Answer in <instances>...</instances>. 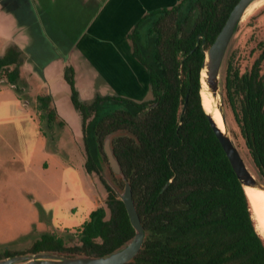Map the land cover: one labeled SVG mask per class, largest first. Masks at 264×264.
Wrapping results in <instances>:
<instances>
[{"label":"trees","instance_id":"obj_1","mask_svg":"<svg viewBox=\"0 0 264 264\" xmlns=\"http://www.w3.org/2000/svg\"><path fill=\"white\" fill-rule=\"evenodd\" d=\"M238 1L181 0L147 13L133 27L128 40L133 57L148 72L151 99L97 94L84 102L73 69L65 68L71 104L81 117L84 167L104 186L105 207L90 213L77 244L67 246L61 236L42 234L26 252L102 257L134 236L123 203L101 175L108 166L105 137L124 131L112 138L111 147L146 231L141 250L126 264H264V239L251 204L209 125L200 95L205 52ZM257 50L244 73L228 62L223 97L264 181V40ZM24 61L15 45L0 56V87L9 84L22 98ZM36 103L47 128L65 126L50 95H38ZM40 131L47 139L41 126ZM109 176L122 190L123 180L112 172ZM26 252L4 251L0 259Z\"/></svg>","mask_w":264,"mask_h":264},{"label":"crops","instance_id":"obj_2","mask_svg":"<svg viewBox=\"0 0 264 264\" xmlns=\"http://www.w3.org/2000/svg\"><path fill=\"white\" fill-rule=\"evenodd\" d=\"M180 1L0 0V56L10 45L24 52L20 79L32 99L31 104L28 100L24 103L22 97L4 93L0 87V178L13 153L9 131L12 117H7L13 112L20 124L30 105L39 118L38 95H50L57 115L68 128L72 120L80 132L81 120L73 111L71 116L69 113L72 104L64 79L66 67L73 69L75 88L84 102L97 94L137 102L149 99L148 72L133 57L128 34L147 13L170 8ZM38 129L42 135L39 120ZM21 145L19 141L15 149L19 157ZM98 206V202L90 204L80 224L55 223L59 227L52 226L55 230L44 234L81 227Z\"/></svg>","mask_w":264,"mask_h":264},{"label":"rangeland","instance_id":"obj_3","mask_svg":"<svg viewBox=\"0 0 264 264\" xmlns=\"http://www.w3.org/2000/svg\"><path fill=\"white\" fill-rule=\"evenodd\" d=\"M263 40L264 0H257L247 9L233 35L220 71L218 94L215 99L211 95L208 99L212 108L224 112L227 133L245 165L259 182L262 179L248 154L233 112L223 97V86L228 62L231 61L240 73L248 71L258 56L257 44ZM262 69L264 71V64ZM1 88L4 93L17 94L9 84H2ZM203 92L204 89L201 95L205 106L207 100ZM21 94L23 102L28 100L31 104L30 95L26 91ZM70 107V116L73 111L80 122V115ZM27 108L28 115L22 116L25 120L20 124L13 112L7 117H12L9 131L13 153L0 178V254L4 251H28L44 232L55 230L52 226L58 228L57 224H80L90 204L98 202V207H105L107 197L98 177L85 170L82 128L79 132L77 124L71 120L69 128L65 124L62 129L50 130L45 123H41L40 115L38 118L33 107L29 105ZM38 120L48 135V142L39 132ZM19 141L22 144L20 157L15 150ZM80 228L54 234L66 240L67 246H72L78 243ZM256 228L262 236L257 224Z\"/></svg>","mask_w":264,"mask_h":264},{"label":"water","instance_id":"obj_4","mask_svg":"<svg viewBox=\"0 0 264 264\" xmlns=\"http://www.w3.org/2000/svg\"><path fill=\"white\" fill-rule=\"evenodd\" d=\"M255 1L257 0H239L237 2V4L230 12L224 26L215 38L214 42L205 52L203 68L200 74V95L202 94V91L204 89V91L211 95L213 99L216 98L219 91L220 71L233 35L237 31L238 25L243 15L251 6V4H253ZM157 104L158 102H156L152 107L157 106ZM218 112L220 113L223 122V131L219 128L217 122L213 119V117L205 111L209 125L220 146L222 147L237 179L240 181L244 191L246 187L264 191V181L262 180L259 182L253 177V175L245 165L237 146L235 145L231 137L228 135L227 122L224 112H221V110H218ZM123 133L124 131H117L105 137L103 141V152L107 159L108 166H104L101 175L106 181V183L118 195L119 200L123 203L128 216L129 223L134 230V236L130 240H128L124 245L114 250L112 253L102 257H68L64 254L57 252H26L6 258H1L0 264H126L131 262L135 258V256L142 248L146 237V231L144 230L139 215L136 211L132 199V191L130 184L125 179L120 164L114 156L111 147L112 138ZM110 172H112L116 176H119L123 180L124 187L122 190L118 189L113 184L109 176ZM167 186L168 183L165 185L164 189Z\"/></svg>","mask_w":264,"mask_h":264},{"label":"bare ground","instance_id":"obj_5","mask_svg":"<svg viewBox=\"0 0 264 264\" xmlns=\"http://www.w3.org/2000/svg\"><path fill=\"white\" fill-rule=\"evenodd\" d=\"M253 4H251V5H253ZM203 93L205 95V99L207 100V104L205 106L203 105L205 111L213 117V119L217 122V125L219 126V128L223 131L224 126H223V122H222L220 113L218 112V110L215 107H214L215 108L214 109V108H212V105L209 104V102H208V99L210 97L209 94L206 93L205 91ZM245 193H246V195L249 199V202L251 204L253 219H254V221H256L258 229H260L262 231V236H264V191L246 187Z\"/></svg>","mask_w":264,"mask_h":264}]
</instances>
